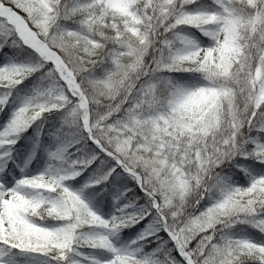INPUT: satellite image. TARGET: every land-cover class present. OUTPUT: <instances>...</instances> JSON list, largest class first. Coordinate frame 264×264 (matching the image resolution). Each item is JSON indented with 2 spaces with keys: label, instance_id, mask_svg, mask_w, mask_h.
<instances>
[{
  "label": "snow or ice",
  "instance_id": "1",
  "mask_svg": "<svg viewBox=\"0 0 264 264\" xmlns=\"http://www.w3.org/2000/svg\"><path fill=\"white\" fill-rule=\"evenodd\" d=\"M0 264H264V0H0Z\"/></svg>",
  "mask_w": 264,
  "mask_h": 264
},
{
  "label": "trees",
  "instance_id": "2",
  "mask_svg": "<svg viewBox=\"0 0 264 264\" xmlns=\"http://www.w3.org/2000/svg\"><path fill=\"white\" fill-rule=\"evenodd\" d=\"M110 199H111V197H110ZM129 231H132V232H134V231H135V229H132V230H129Z\"/></svg>",
  "mask_w": 264,
  "mask_h": 264
}]
</instances>
